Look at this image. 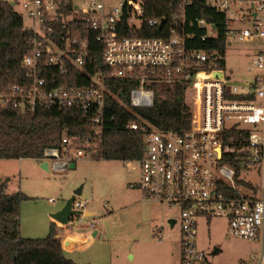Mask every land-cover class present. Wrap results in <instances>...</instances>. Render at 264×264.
Masks as SVG:
<instances>
[{
    "label": "built area",
    "instance_id": "built-area-1",
    "mask_svg": "<svg viewBox=\"0 0 264 264\" xmlns=\"http://www.w3.org/2000/svg\"><path fill=\"white\" fill-rule=\"evenodd\" d=\"M6 1L23 16L31 48L20 63L24 80L0 87V108H76L93 130L92 136L64 134L60 147L45 148L42 160L49 168L65 170L78 159L101 156L112 119L107 115L109 80L132 84L129 100H120L130 109L152 106L157 83L186 84V94H192L190 128L163 131L137 113L129 123L144 131L141 157L125 161L140 171L129 187L140 190L143 200L179 212V218L168 219L181 224L180 264H219L197 246L201 217L224 218L231 236L259 245L239 264H264V0H250L254 5L246 12L238 0H205L226 15L228 44L229 35L257 49L249 68L252 79L232 85V75L219 67L224 56L197 48L196 33L188 30L206 29L202 41L217 36L205 19L188 18L196 0H166L177 9L167 17L148 14L160 0ZM239 22L249 25L238 27ZM156 29L162 34L155 35ZM216 70L223 77L214 76ZM230 131L246 141L241 161L260 167V191L249 186L241 191L235 168L221 163L222 138ZM75 201L74 209L83 206Z\"/></svg>",
    "mask_w": 264,
    "mask_h": 264
},
{
    "label": "rangeland",
    "instance_id": "rangeland-1",
    "mask_svg": "<svg viewBox=\"0 0 264 264\" xmlns=\"http://www.w3.org/2000/svg\"><path fill=\"white\" fill-rule=\"evenodd\" d=\"M238 3L246 12L248 2ZM238 24L242 26L246 22ZM25 25H28L27 18ZM228 39L232 44L227 45L224 68L232 75L230 85L250 81L249 68L257 49L254 44L234 40L229 35ZM186 97L192 102V94ZM42 163L43 160L38 162L33 158L0 159V180L8 179L7 192L20 190L28 197L20 205L23 237H46L52 222L59 226L58 233H63L62 224L56 222L52 214L64 207L82 186V194L75 197V202H83V206H75V209L92 214L73 217L69 230L82 233L89 241L84 247L64 251L67 258L77 264H180L181 224L178 221L172 227L168 219L179 218V212L169 205L140 199L141 191L129 187L130 183H137L140 176L133 163L81 158L75 167L65 170H46ZM237 179L261 190L263 180L258 165L247 166L241 161ZM237 184L241 191L247 187L238 181ZM93 218L94 227H91ZM214 244L221 247V251L212 255ZM197 246L213 263L219 264H239L259 249L256 243L231 236L226 219L215 217L198 219Z\"/></svg>",
    "mask_w": 264,
    "mask_h": 264
},
{
    "label": "trees",
    "instance_id": "trees-1",
    "mask_svg": "<svg viewBox=\"0 0 264 264\" xmlns=\"http://www.w3.org/2000/svg\"><path fill=\"white\" fill-rule=\"evenodd\" d=\"M169 4L166 0L155 1V8L148 9V14L167 17L177 12L176 7H170ZM187 16L189 19L200 18L215 24L217 36L206 41L201 40L206 29L195 26L188 30L196 33L194 44L197 48L224 56L228 45L226 15L205 0H196L188 8ZM23 26V16L9 2L0 0V87L24 80L25 73L20 63L31 45L30 33L23 30ZM162 31L156 29L154 34L161 35ZM96 59L97 64H100L99 53ZM219 63L224 68V60ZM108 86L107 115L112 119L106 125L99 158L125 161L141 157L144 131L129 127L136 113L163 131H181L191 126L193 105L187 100L186 84L157 83L154 85V104L132 109L120 102L129 100L131 83L111 79ZM64 134L92 136L93 130L76 108H39L32 112L13 107L0 108V159L33 158L41 161L45 148L61 146ZM245 143L244 137L236 131L224 134L221 163L235 168L238 182L255 188L252 183L237 179ZM7 186L8 179L0 180V264H77L65 256L62 241L56 237L55 222H52L50 233L44 238H26L21 235L20 205L28 197L20 190L8 193Z\"/></svg>",
    "mask_w": 264,
    "mask_h": 264
},
{
    "label": "water",
    "instance_id": "water-1",
    "mask_svg": "<svg viewBox=\"0 0 264 264\" xmlns=\"http://www.w3.org/2000/svg\"><path fill=\"white\" fill-rule=\"evenodd\" d=\"M252 5H254V4L252 3ZM163 23H164V20H162L161 25ZM213 27L216 28L215 24H213ZM213 56H215V54H213ZM223 74H224V72L222 70H216L213 72V75L216 77H223ZM122 95L124 96L123 93H122ZM42 167L45 168L46 170H48V163L43 162ZM70 167L71 168L75 167V162H72L70 164ZM74 194L75 195L67 201V203L65 204L64 207H62L60 210H58L57 212L52 214V217L56 222H60L62 224H68L70 222L71 218H73L79 214H83L82 210H76L73 208V202L75 201V197L77 195L82 194V186L80 188L76 189ZM169 223L173 227L175 224V220L174 219L169 220ZM96 234H97V232H94L93 235L95 236ZM65 244H66V246H69V245L73 244V242L71 241V239H68L65 242ZM220 251H221L220 249L214 250V254H216Z\"/></svg>",
    "mask_w": 264,
    "mask_h": 264
},
{
    "label": "crops",
    "instance_id": "crops-1",
    "mask_svg": "<svg viewBox=\"0 0 264 264\" xmlns=\"http://www.w3.org/2000/svg\"><path fill=\"white\" fill-rule=\"evenodd\" d=\"M239 1H241V0H238V2ZM247 2H248V4H249V6H248V8H250L251 6H253L252 5V3L253 2H251L250 0H246ZM240 3H238V6H240L239 5ZM247 8V9H248ZM17 11V10H16ZM24 19V18H23ZM239 25V24H238ZM245 25H249V23L247 22ZM238 27H240V25L238 26ZM242 27V26H241ZM254 44V43H253ZM228 45H231V44H228ZM256 49V48H255ZM224 65H225V60H224ZM220 67V66H219ZM220 68H223V67H220ZM224 69V68H223ZM21 159V158H20ZM38 162H41L40 160H37ZM126 161V160H125ZM43 162H45V161H43ZM43 164V163H42ZM76 165V164H75ZM48 170H49V166H48ZM250 187V186H249ZM255 187V186H254ZM255 188H257V187H255ZM254 188V189H255ZM6 190H8V186H7V189ZM256 190V189H255ZM140 199L142 200V201H145V200H143L141 197H140ZM77 210H79V209H77ZM83 211V210H82ZM92 213L90 212V211H83V214L82 215H86V216H88V215H91ZM79 215H81V214H79ZM78 216V215H77ZM75 218V217H74ZM74 218H72L71 220H73ZM59 224H62V223H60V222H58ZM70 223V222H69ZM69 223L68 224H62V229H64V232L62 233H58L59 232V230L57 231V223H56V226H55V230H56V237L57 238H59L61 241H62V245H63V250L64 251H66V250H73V249H75V247H84V246H86L87 245V241H89L88 239H87V237H85L82 233H78V232H75V233H73V232H71L70 230H69ZM59 227V226H58ZM95 232H97V231H95ZM68 239H71V241L73 242V244H71V245H69L70 247H68V246H66V244H65V242L68 240ZM89 243V242H88Z\"/></svg>",
    "mask_w": 264,
    "mask_h": 264
},
{
    "label": "flooded vegetation",
    "instance_id": "flooded-vegetation-1",
    "mask_svg": "<svg viewBox=\"0 0 264 264\" xmlns=\"http://www.w3.org/2000/svg\"><path fill=\"white\" fill-rule=\"evenodd\" d=\"M213 248H214V250H217V249L221 250V247L217 246L216 244L213 245Z\"/></svg>",
    "mask_w": 264,
    "mask_h": 264
}]
</instances>
